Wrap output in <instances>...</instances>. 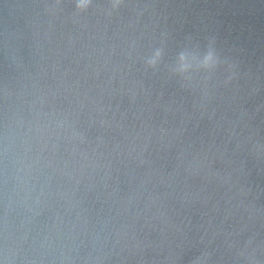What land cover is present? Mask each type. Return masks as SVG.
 <instances>
[{"label": "water", "instance_id": "obj_1", "mask_svg": "<svg viewBox=\"0 0 264 264\" xmlns=\"http://www.w3.org/2000/svg\"><path fill=\"white\" fill-rule=\"evenodd\" d=\"M80 3L0 0V264H264V0Z\"/></svg>", "mask_w": 264, "mask_h": 264}, {"label": "clouds", "instance_id": "obj_2", "mask_svg": "<svg viewBox=\"0 0 264 264\" xmlns=\"http://www.w3.org/2000/svg\"><path fill=\"white\" fill-rule=\"evenodd\" d=\"M86 4H87V0H81V3L78 5L79 7L81 8H84L86 7ZM180 55H183L185 56L186 58L191 55L190 53H181ZM160 56V52L157 51L152 57H150L147 61V63L149 64V66H154L156 64V61L158 59V57ZM206 60H210L212 61L213 64H216L217 63V58L215 56V53L212 51V50H209L207 52L206 55H204L202 58L200 57V63L201 64H204V62ZM186 67H190L189 64L185 63L184 65H178V71L181 69V68H186Z\"/></svg>", "mask_w": 264, "mask_h": 264}]
</instances>
